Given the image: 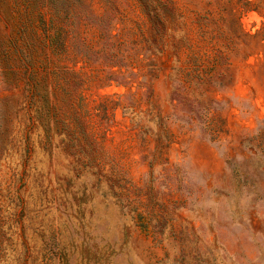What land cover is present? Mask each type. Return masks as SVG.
Wrapping results in <instances>:
<instances>
[{
  "label": "rangeland",
  "instance_id": "374dc122",
  "mask_svg": "<svg viewBox=\"0 0 264 264\" xmlns=\"http://www.w3.org/2000/svg\"><path fill=\"white\" fill-rule=\"evenodd\" d=\"M25 1L0 0V264H264V0L202 103L169 53L132 88L101 60L50 65L49 11Z\"/></svg>",
  "mask_w": 264,
  "mask_h": 264
},
{
  "label": "trees",
  "instance_id": "16d2710c",
  "mask_svg": "<svg viewBox=\"0 0 264 264\" xmlns=\"http://www.w3.org/2000/svg\"><path fill=\"white\" fill-rule=\"evenodd\" d=\"M128 1L138 11L135 18L128 16L120 0H30L31 10L44 6L49 11L50 65L55 57L89 64L101 60L119 71L104 78V85L115 82L132 88L135 77L150 82L158 78L157 59L169 53L175 60L176 90L184 87L202 103L212 90L214 77H224L220 72L228 64L226 52L234 49L241 37L260 35L245 32L240 23L244 14L257 9L250 0H227L218 17L212 12H194L191 18L182 12L179 0ZM227 22L225 30L222 26ZM124 109L128 112L134 106ZM159 120L162 125L163 119ZM209 130L214 138L221 132L211 125Z\"/></svg>",
  "mask_w": 264,
  "mask_h": 264
}]
</instances>
